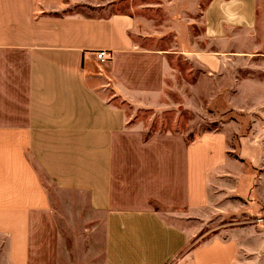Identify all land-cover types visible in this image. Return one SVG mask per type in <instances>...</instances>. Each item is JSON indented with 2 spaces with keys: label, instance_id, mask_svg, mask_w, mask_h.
Instances as JSON below:
<instances>
[{
  "label": "crops",
  "instance_id": "crops-1",
  "mask_svg": "<svg viewBox=\"0 0 264 264\" xmlns=\"http://www.w3.org/2000/svg\"><path fill=\"white\" fill-rule=\"evenodd\" d=\"M196 1L158 24L0 0V264H264V21L214 44ZM183 111L219 125H152Z\"/></svg>",
  "mask_w": 264,
  "mask_h": 264
},
{
  "label": "rangeland",
  "instance_id": "rangeland-1",
  "mask_svg": "<svg viewBox=\"0 0 264 264\" xmlns=\"http://www.w3.org/2000/svg\"><path fill=\"white\" fill-rule=\"evenodd\" d=\"M91 3L87 2L86 10L88 12H94V5H101L110 8V13H124V14H137L139 16L154 19L158 24H165V21L170 19L178 22L188 6L191 3H196V0H90ZM200 4L206 7L212 0H198ZM256 2V10L258 11V20L264 21V0H244V9L248 10L249 7L254 5ZM91 7V8H88ZM169 19V20H170ZM174 26H176L173 23ZM262 32H264V27ZM110 52V51H109ZM111 53V52H110ZM112 55V53H111ZM143 112V111H142ZM176 112V111H175ZM146 114H141V117L146 121ZM202 118V120L200 119ZM212 116L208 111L205 112L204 117L197 116L189 111H183L178 113H159L155 116L152 125L157 131L171 130L173 132H184L186 133L188 140L201 134L202 132L216 129L219 122H212L210 120ZM229 118V117H228ZM259 220V224L264 226V217ZM222 223V222H221ZM211 228L205 230L203 235L207 238L211 234Z\"/></svg>",
  "mask_w": 264,
  "mask_h": 264
},
{
  "label": "clouds",
  "instance_id": "clouds-1",
  "mask_svg": "<svg viewBox=\"0 0 264 264\" xmlns=\"http://www.w3.org/2000/svg\"><path fill=\"white\" fill-rule=\"evenodd\" d=\"M245 3L244 0H219L218 10L220 18L215 26L208 25L205 32L198 39L207 38L211 43L220 44L225 39V29H234L236 27H248L252 25L248 17L242 12ZM183 55L188 60H202L206 56H214V53H205L202 51L184 52Z\"/></svg>",
  "mask_w": 264,
  "mask_h": 264
},
{
  "label": "built area",
  "instance_id": "built-area-1",
  "mask_svg": "<svg viewBox=\"0 0 264 264\" xmlns=\"http://www.w3.org/2000/svg\"><path fill=\"white\" fill-rule=\"evenodd\" d=\"M94 59H95V69L98 75L104 77L105 73V66L112 60V55L107 50H98L94 52Z\"/></svg>",
  "mask_w": 264,
  "mask_h": 264
}]
</instances>
